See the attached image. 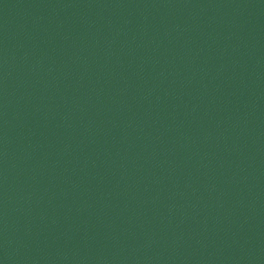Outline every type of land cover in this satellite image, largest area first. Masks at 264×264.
Listing matches in <instances>:
<instances>
[{
	"label": "water",
	"instance_id": "obj_1",
	"mask_svg": "<svg viewBox=\"0 0 264 264\" xmlns=\"http://www.w3.org/2000/svg\"><path fill=\"white\" fill-rule=\"evenodd\" d=\"M0 264H264V0H0Z\"/></svg>",
	"mask_w": 264,
	"mask_h": 264
}]
</instances>
